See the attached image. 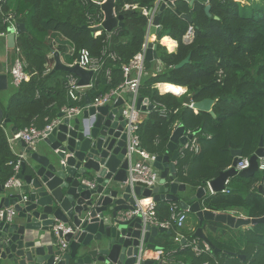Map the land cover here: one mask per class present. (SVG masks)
<instances>
[{
    "label": "trees",
    "instance_id": "trees-1",
    "mask_svg": "<svg viewBox=\"0 0 264 264\" xmlns=\"http://www.w3.org/2000/svg\"><path fill=\"white\" fill-rule=\"evenodd\" d=\"M92 1L104 0H0V30L7 29L5 19L10 14L16 19L27 18L26 30L18 35L17 46L31 75L19 86L12 85L14 92L5 109L10 122L0 120V185L14 174L9 162L17 158L8 142L10 126L15 131L30 124L42 129L61 114L63 106H84L86 95L93 102L95 97L117 89L125 81L123 64L141 51L146 42L149 16L144 10L156 7L159 0H116L115 11L122 16L123 24L111 33L102 30L100 34L85 27L94 26L103 18L102 10ZM209 3L211 16L206 14V3L201 1L193 7L179 2L178 11L167 7L161 12L157 59L163 66L156 70V61L146 59L139 87V93L156 104L139 123L143 149L153 155L164 154L178 125L195 133L198 151L187 150L178 158L182 180L194 188L207 186V182L228 169L234 159L233 149L251 157L261 139L264 143V2ZM242 4L253 8L247 11ZM190 12L192 21L181 16ZM190 25L194 26V38L185 43L183 37ZM165 36L178 42L175 51L170 52L159 43ZM53 38L61 41L62 52L66 50L64 43L73 47V54L68 57L71 64L83 48L103 61L81 101L69 95L72 74L53 70L54 58L49 57L54 49ZM188 56L190 61L177 67ZM158 83L182 86L187 92L180 96L161 93ZM188 93L195 100L214 99L216 116L184 105ZM162 107L166 109L165 115L161 113ZM46 117L47 121L39 125V119ZM228 185L227 192L207 193L201 200L203 206L219 212L239 208L253 218L264 215V170L250 177L235 175ZM157 212L161 221L170 220V202L159 201ZM199 226L197 223L196 230ZM207 226L212 252L198 254L189 241L177 239L179 229L173 225L155 236V249L163 250V256L152 264H264V222L246 231L215 221H205L203 230ZM228 230L236 235L224 240ZM195 231L189 234L191 238H197Z\"/></svg>",
    "mask_w": 264,
    "mask_h": 264
},
{
    "label": "water",
    "instance_id": "water-1",
    "mask_svg": "<svg viewBox=\"0 0 264 264\" xmlns=\"http://www.w3.org/2000/svg\"><path fill=\"white\" fill-rule=\"evenodd\" d=\"M178 1L159 0L156 7L149 10L152 20L146 36V59L158 58V43L157 40H151V37L158 38L162 30L161 12L167 7L178 11ZM185 1L193 7L196 0ZM200 1L206 3V14L211 16L209 0ZM92 4L103 11L104 20L101 24L85 27L94 32L105 30L111 33L123 24L122 16L115 11L116 0L92 1ZM181 16L192 21V12L182 13ZM26 20V17L17 18V34L26 30ZM8 32V45L14 47L16 34L12 28ZM53 53V70L75 75L82 87L91 86L95 77L94 70L86 69L78 62L66 64L58 51ZM189 61L190 56L177 67ZM8 88L9 74L0 62V91ZM166 92L175 94L172 91ZM185 92L175 95L180 96ZM134 96V93H130L127 101L132 102ZM125 101L120 96L112 105L91 106V99L86 96V107L81 115L67 116L64 112L59 115L63 119L42 139L45 144L42 150L26 148V143L18 140L23 145L22 151L26 153L17 174L22 186L6 188L0 185V208L14 205L16 211L11 221H6L5 217L0 221V264H135L142 237L145 238L146 248L155 249V236L168 229L163 226L145 228L141 216L122 215V212L134 209L140 196L153 197L157 202H176L181 209L195 214L200 225L195 235L209 244L210 239L202 227L205 221L223 223L232 228H252L264 222V215L253 218L208 209L201 202L207 194L205 187L200 186L192 193V185L180 180L176 167L180 147L193 137L192 134L186 135L183 125L173 130L167 151L156 155L153 162L154 167L160 171L157 186L150 189L127 183L130 158L127 120L123 115ZM183 103L197 112L205 111L216 116L214 99L195 100L193 94L188 93ZM136 106L139 110L154 108L150 99L140 93L136 98ZM0 120L10 122L1 107ZM15 130L13 127L12 131ZM169 152L173 155L170 156ZM242 155V150H232V165L210 181L213 192L229 190L226 182L235 175L250 177L259 172V158L264 157L263 140L250 157V166L237 171L236 165ZM91 181L95 186L90 185ZM184 192L192 194L185 197L182 195ZM57 222L73 228V232L64 235L68 242L66 250L59 247L51 233ZM153 262L145 260L143 264Z\"/></svg>",
    "mask_w": 264,
    "mask_h": 264
},
{
    "label": "built area",
    "instance_id": "built-area-1",
    "mask_svg": "<svg viewBox=\"0 0 264 264\" xmlns=\"http://www.w3.org/2000/svg\"><path fill=\"white\" fill-rule=\"evenodd\" d=\"M105 1V0H104ZM127 7H129L127 5ZM103 12V11H102ZM144 13L149 16V26L152 20L149 10H144ZM16 18L13 14H10L5 21L8 22V27L6 30H0V39L6 38L9 36V28H12V32L16 34V43L14 47H10L15 50L16 57L13 60V64L9 70V77L11 85L17 87L22 82L29 80L30 74L26 70L27 63L22 57H20V48L17 46V28H16ZM104 20L101 19L100 23ZM96 24V25H98ZM95 26V25H94ZM148 26V28H149ZM195 34L194 26L190 25L186 34L183 37L185 43H190L193 41ZM9 46V45H8ZM146 50L147 43L145 42L141 51H139L128 63L123 64V73L125 81L117 88L112 89L109 92L101 94L94 98L93 102H91V106H100L105 104H114L118 97L122 96V90H128L131 93H134V100L132 102L125 101L123 105V115L127 120L126 131L128 134V156L130 158V166H129V176L127 179V183L132 186L141 185L145 188H154L159 183L160 179V171L154 167L153 162L156 159V155H153L142 148L141 138L138 133L139 123L142 122L140 112L141 110L137 109L136 106V98L139 93V87L141 83V78L143 74H145V60H146ZM54 52V51H52ZM112 58H116L115 54H112ZM79 59V60H78ZM78 62L82 67L86 69L94 70L95 74L101 70L103 66V61L100 58H95L91 55L90 51L87 48H83L79 51L78 56L74 63ZM73 63V64H74ZM78 77L70 76L68 82V91L69 95L73 100L80 101L82 100L83 95L79 93L82 86L78 84ZM186 93V92H185ZM185 105V104H184ZM82 108L80 106L67 107L64 108V113L67 116L80 114ZM196 111V110H195ZM161 113L163 115L166 114L165 107L161 108ZM63 118L57 117L51 123L47 124L43 129L38 128L35 124H30L25 128L15 131L10 139H8L9 145H12L18 140H22L26 143V148L30 147L34 149L36 144L42 140L49 131H51L56 125H58ZM186 134H192L193 137L188 140V142L181 146V155L185 154V151H193L197 152L199 146L196 142L195 133L188 131ZM14 154L17 156L16 160H11L9 162L10 165L13 166L14 174L5 182L4 186L6 188H20L22 186V181L17 178V174L20 171L21 163L26 158L25 152H19ZM135 155L139 156V159H134ZM250 166V157L241 156L240 162L237 163L236 169L237 171H241ZM264 170V157L259 158V171ZM229 180H227L226 185H228ZM91 186H95L94 182H90ZM205 189H209L211 193H213L210 187V181L207 182V186ZM227 189H224L223 192H227ZM26 199V196L23 197ZM157 204L158 202L153 199V197H144L143 199H138L137 204L132 210H128L122 212V215L126 217H132L133 215H139L143 219L144 227L147 226H157V227H167L170 228L173 225H176L179 228H183L185 226V222L188 218V211L180 208L178 203L170 204V220L161 221L158 217L157 212ZM16 215L15 206L11 205L8 207L0 208V221L5 217L6 221H11L13 217ZM62 232V235H60ZM73 232V228L65 224L63 222H57L53 225L51 233L56 238V242L62 250H66L68 248V242L64 239V235ZM183 239L182 236L178 235L177 239ZM193 249L199 254L202 252H212V246L205 240H201V238L197 237L194 240L189 242ZM149 248H146L145 238L144 236L141 239V243L139 246V253L137 255V261L135 264H143L146 257V251Z\"/></svg>",
    "mask_w": 264,
    "mask_h": 264
},
{
    "label": "crops",
    "instance_id": "crops-1",
    "mask_svg": "<svg viewBox=\"0 0 264 264\" xmlns=\"http://www.w3.org/2000/svg\"><path fill=\"white\" fill-rule=\"evenodd\" d=\"M197 1H200V0H196L195 3H196ZM240 1H241L242 3H245V4H251V3L253 2L252 0H240ZM179 2H185V3H187L185 0H180V1L177 2V4H178ZM187 4H188V3H187ZM188 5H189V4H188ZM97 34H100V32H97ZM17 37H18V36H17ZM164 38L172 39V40L175 42V46H174L171 50L169 49L168 45H166V44L163 42V39H164ZM151 40H157V42H158V38H156L155 36H152V37H151ZM159 43L162 44V45H164V46L168 49V51H170V52L175 51V50L177 49V47H178V42H177L176 40H174L173 38H171L170 36H165V37H163L162 39L159 40ZM53 44H54V49H53V51H58V52L60 53L61 59H62L66 64H71V63L68 62V57L72 56V54H73V47L70 46V45L67 44V43H64V45H65V47H66V50L62 52L61 49H60L61 41H60L59 39H56V38L54 39V38H53ZM15 57H16V52H15L14 49H12V48H10V47L8 46V39H7V37H6V38H1V39H0V62H1V63L3 64V66L6 68V70L8 71V74H9V70H10L12 64H13V60L15 59ZM49 57H50V58H54V53L51 52V54L49 55ZM75 60H76V59H75ZM154 60L156 61V64H155L154 68H155L156 70L161 69L162 66H163L162 62H161L159 59H154ZM74 62H75V61H74ZM54 64H55V59H54V62H53V64H52V67H54ZM69 77H70V76H69ZM30 78H31V75H30ZM30 78H29V79H30ZM92 82H93V81H92ZM160 84H164V83H158V84L156 85V86L158 87L159 91H160L161 93H166V92H162V91L160 90V87H159ZM165 84H166V83H165ZM168 84H171V83H168ZM171 85H174V84H171ZM89 87H90V86H89ZM89 87H82V89H80L79 93L82 94V95H84V94L86 93V89L89 88ZM185 89H186V88H185ZM185 91H186V90H185ZM13 92H14V88H12V85H11V82H10V77H9V88H8L7 90L0 91V107H1V109L4 111V115H5V109H6V107H7L8 99H9V97L11 96V94H12ZM130 93H131V92H129L128 90H122V91H121V95H122V97H123L125 100L128 99ZM86 96H88V95H86ZM80 101H81V100H80ZM85 101H86V100H85ZM150 103L154 104V107H156V104L153 103L151 100H150ZM78 106H79V105H78ZM80 107L82 108V111H81V113L78 114V115H81V114H82L83 110H84L85 107H86V102H85V105H84V106H80ZM64 108H66V105L62 107V109H61L62 112H61V113H63ZM150 111H151V110H149V109H147V110H141L140 115H141V119H142V121L145 120V119L147 118V116L149 115ZM57 117H59V115H58ZM57 117H56V118H57ZM47 119H48L47 117H46L45 119H39L38 124H39V125L42 124V122H43V121H47ZM54 119H55V118H54ZM54 119H53V120H54ZM53 120H52V121H53ZM40 129H41V128H40ZM42 129H43V128H42ZM14 132H15V131H12V126H10V131H9V133H8V139H10V138L12 137V135H13ZM186 135H187V134H186ZM44 145H45V144H44L43 140H40V141L36 144L35 150H38V151L42 150L43 147H44ZM11 149L13 150V152H16V153H19V152H20V153H21V152H23V151H22V150H23V145H22L21 143H19V142H16V143H14V144L12 145ZM180 154H182V153H181V149H180ZM169 155L172 156L173 153H172V152H169ZM134 159H139V156H138V155H135ZM176 167H177V172H178V176H179L180 180H181L182 182H185V181L182 180V176H181V174H180V170H179V166H178V159H177V162H176ZM183 175H185V172H184V171H183ZM188 184H189V183H188ZM190 185H191V184H190ZM192 187H193V186H192ZM196 189H197V188H194V187H193V192H192V193H194V191H195ZM206 191H207V193L210 192L209 189H206ZM192 193H191V192H184V193H182V195H184L185 197H189ZM143 198H144L143 196H140V197H139V199H143ZM171 203H175V202H170V204H171ZM241 215H243V216H247V215H245V214H243V213H242ZM236 216H237V215H236ZM197 223H199V220H198V218L196 217V215L193 214V213L188 212V218H187V220H186V222H185V226H184L183 228H179V230H178V235L182 236L183 239L185 240V242H186V241H189V242H190L191 240H194L196 237H195V238H191V236H189V234L196 230V224H197ZM227 226H228V225H227ZM229 227H230V226H229ZM231 228H232V227H231ZM240 228H241V231H246V230L249 229L250 227H248V226H243V227H240ZM234 229H238V228H234ZM204 232L206 233V235H208V234L210 233V229L208 228V226L204 229ZM51 235H52V234H51ZM235 235H236L235 232H233V231H231V230H228V234H226L223 238H225V240H227V239L229 238V236L232 237V236H235ZM242 243H244V241H242ZM162 256H163V250H161V249H151V248H149V249H147V251H146V257H147V260H152V261L160 260V259L162 258Z\"/></svg>",
    "mask_w": 264,
    "mask_h": 264
},
{
    "label": "bare ground",
    "instance_id": "bare-ground-1",
    "mask_svg": "<svg viewBox=\"0 0 264 264\" xmlns=\"http://www.w3.org/2000/svg\"><path fill=\"white\" fill-rule=\"evenodd\" d=\"M163 42L166 45H168L170 50L175 46V42L172 39L164 38ZM159 87H160V90L162 92L172 91L175 94H181V93L185 92V90H186L185 87L178 86V85H175V84L171 85V84H168V83L160 84Z\"/></svg>",
    "mask_w": 264,
    "mask_h": 264
},
{
    "label": "rangeland",
    "instance_id": "rangeland-1",
    "mask_svg": "<svg viewBox=\"0 0 264 264\" xmlns=\"http://www.w3.org/2000/svg\"><path fill=\"white\" fill-rule=\"evenodd\" d=\"M238 1H240V0H238ZM252 1L254 2L255 5H261L264 2V0H252ZM242 6L247 11H251L252 8H253V5L242 4ZM225 212H231V213H233L234 215H237V216H241L242 213L245 214V212L242 209H239V208H234V209H231V210H227ZM223 239L225 240V238H223Z\"/></svg>",
    "mask_w": 264,
    "mask_h": 264
}]
</instances>
